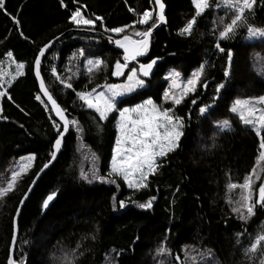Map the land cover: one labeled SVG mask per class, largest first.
Wrapping results in <instances>:
<instances>
[{
  "label": "trees",
  "instance_id": "16d2710c",
  "mask_svg": "<svg viewBox=\"0 0 264 264\" xmlns=\"http://www.w3.org/2000/svg\"><path fill=\"white\" fill-rule=\"evenodd\" d=\"M163 1L167 26L154 33L147 54L128 65L137 68L136 64L155 59L160 61L158 72L151 79L140 76L146 86L120 101L118 108L133 107L147 99L164 108L166 72L173 69L188 76L203 65L195 92L179 105L165 108L183 118L178 147L159 160L161 166L149 176L147 188L131 189L121 177L110 174L119 114L112 113L107 121H100L76 92L118 83L112 73L117 61L124 63L123 56L107 40L96 36L73 35L57 43L44 58L41 74L69 121H79L80 130L70 124L61 155L23 207L15 263L105 264L109 256L114 264L260 262V250L248 254L245 250L264 234V206L256 204L254 215L241 219L232 211L235 204L229 200L231 190L227 186L240 185L251 176L254 192L264 179L263 166L260 179L254 182L264 131L257 136L230 110L237 99L264 96V38H251L247 31L249 26L264 29V0H256L252 10L245 13L247 23L225 40H219V32L230 22L233 10L220 0H209L210 7L196 18L191 35H181L180 30L195 14L192 0ZM3 4L0 64L12 52L11 58L24 63L25 70L0 102V187L13 174L16 161L35 156L14 190L0 198V264H8L14 217L29 186L51 160L58 137L53 121L60 125L34 75L39 50L76 28L70 22L76 8L86 18L101 17L90 29L112 37L106 29L129 26L122 36L139 38L133 33L147 29L153 22L140 25V15L152 11L157 22L158 16L153 0H63V5L61 0H4ZM218 42L223 52L216 47ZM97 57L104 66L98 72L84 70L86 59ZM53 67L56 74L52 73ZM61 80L73 87L66 88ZM220 85L223 87L217 91ZM37 95L41 100L36 99ZM202 107L207 108L204 114L200 112ZM224 120L231 122V130L221 131L216 126ZM80 159L91 167L92 178L82 177ZM93 173L105 177V181L94 178ZM52 193H56V200L44 213L43 201ZM152 197L151 208L138 207ZM119 201H124L125 207L121 208ZM162 246L171 254L158 255Z\"/></svg>",
  "mask_w": 264,
  "mask_h": 264
},
{
  "label": "snow or ice",
  "instance_id": "6c2138e0",
  "mask_svg": "<svg viewBox=\"0 0 264 264\" xmlns=\"http://www.w3.org/2000/svg\"><path fill=\"white\" fill-rule=\"evenodd\" d=\"M155 4L159 6V15L157 20L159 22H165L164 8L165 5L162 3V0H154ZM256 0H223L225 7L233 10V16L229 23L224 24L223 29L219 32V40L230 39L231 35L241 26V24L247 23L246 11L252 10ZM63 5V0H61ZM192 4L195 8V14L190 19L185 27L180 30L181 35H191L194 25L196 23V18L201 16L209 7V0H192ZM220 4H217L219 7ZM4 7L3 0H0V9ZM131 11V9H130ZM102 20L101 17L96 16L95 19L85 18L82 14L80 8H76L70 16V22L79 26H95L97 21ZM149 21H153L151 26L143 31H135L133 35L139 37V39H134L132 36L127 34L123 35L122 38L116 39L114 43L121 49H123V61H117L115 63V70L112 75L122 76L125 74V69L128 68V65L131 61L137 60V57H141L147 54L150 47V38L152 35L153 28L157 26V21L153 20V12L146 10L143 12L140 19L137 23L141 25L149 24ZM17 24L19 21H15ZM223 23V21H222ZM126 27H116L112 29H106V31H111L113 33H124ZM247 31L251 38H264V29H257L252 26H249ZM111 37L109 40L111 41ZM50 47L49 44L44 45L39 50L38 55L35 58L34 62V71L35 76L39 80V88L45 97H47V102L51 104V110L55 113L61 121H63L62 126L58 125L53 121V126L57 129L58 137L53 144V151L50 153L51 158L54 160L56 158L57 152L60 151L62 145V137L68 131L69 125H76L79 129V121L72 120L69 121L65 116V110L60 107L56 99L53 98L52 93L49 91L48 87L45 84V80L41 76V57L45 56L46 49ZM216 47L223 52L224 49L221 48L220 43L216 44ZM81 56L84 55V51L80 50L79 53ZM12 52H8L7 56L12 57ZM232 54L231 51L228 52L229 62L231 61ZM103 61L91 60L87 61L89 65V71H92V66H100ZM156 64V60L153 59L150 63L139 65V69L133 67L129 69V74L127 76V83L125 84H108L105 85V90L97 91V88H93L90 91H79L76 92L77 97L83 101V104L86 105L88 109H92L95 113L98 114L100 121H107L110 114L114 111L119 112L118 120V129L120 135L116 140V147L114 149V155L112 157L111 164V173L121 177L124 182H126L129 188L136 190L144 189L148 187V178L150 175H155L161 166L158 163V158H164L168 153L174 151L178 147V142L183 135V118L177 117L172 113L171 109L161 110L152 99L144 101L142 104H137L132 108H118V98L126 96L128 93L133 92L138 87L144 86V80L140 78L148 77L153 69V65ZM24 63L16 64V74L11 77V80L8 81L9 87L11 82L14 81L17 77L24 75ZM52 73L56 74V68L53 67ZM204 72V66L201 65L200 70L196 73H193L192 78L188 79L187 82L183 85H178L175 78L180 76V73L173 72L171 74L173 78L172 87L177 89L179 94L170 93L169 91L164 92L165 100L171 99V101L179 105L185 96L190 93L195 92L197 85L200 81V77ZM229 73L226 71L225 76ZM2 75V73H0ZM59 79V77H57ZM61 83L64 84L66 88H72L71 83H65L61 80ZM206 86V85H205ZM2 87V85H0ZM100 87V86H97ZM223 85H220L217 89L222 88ZM7 91H0V97L6 96ZM11 99L10 96H8ZM37 100H41V96H36ZM260 104H264V96L255 98ZM44 102V101H42ZM195 103V101H193ZM47 106V103H46ZM233 113H237L241 122L246 126H251L255 131L257 136H261V132L264 131V109L257 108L253 105L252 99L240 100L237 99L234 102L233 107L230 109ZM2 111V110H0ZM207 111L206 107L200 108L201 114H204ZM135 113L137 118L133 119L132 114ZM6 119V117H5ZM221 131L231 130V122L224 120L218 122L216 125ZM21 127H23L21 125ZM62 127V131H61ZM260 149H264V137H261ZM261 158H264V152L260 153ZM35 159L34 155L28 157H22L21 160L25 161L19 165V171L13 172L10 181L7 183L6 187L0 188V198H3L9 191L14 190L17 178L25 173L31 166V162ZM45 168L48 167L47 164L44 165ZM84 179H89L87 175L83 172L81 173ZM94 178L105 181V177L95 176ZM256 179L259 180L260 176L257 175ZM108 183H116L115 180H108ZM119 187V185H117ZM228 189H236L239 187L242 190V195L240 201V207H234L233 212L238 213L241 219H247L248 217L254 215V209L256 204L264 206V183H261L258 188L259 199L253 200V182L251 176H246L244 182L240 185L235 183H230ZM56 193H52L47 196L43 201V207L47 208L49 202L54 198ZM27 196H25V199ZM155 197H152L145 203L138 204V207L141 209H149L152 207V200ZM116 198L113 197V207H115ZM23 203V201H21ZM231 203V201H229ZM119 206L121 208L125 207L124 201H119ZM242 209H246L247 215ZM19 211V210H18ZM94 239V237H93ZM264 244V234L258 235L254 242L250 245L249 249L245 250V254L249 252L255 253L258 250H261V245ZM115 251V250H114ZM83 253H81L82 255ZM158 255H170V251L162 246L157 250ZM179 259V257H176ZM195 259V258H193ZM9 264H12L10 261ZM261 264H264V260L261 261Z\"/></svg>",
  "mask_w": 264,
  "mask_h": 264
},
{
  "label": "rangeland",
  "instance_id": "374dc122",
  "mask_svg": "<svg viewBox=\"0 0 264 264\" xmlns=\"http://www.w3.org/2000/svg\"><path fill=\"white\" fill-rule=\"evenodd\" d=\"M220 2L223 4V0H220ZM153 16H154V13H153ZM152 21H150L149 22V24L151 23ZM148 24V25H149ZM77 27V26H76ZM107 33H111L114 37H119V36H122V34L123 33H120V34H117V33H113V32H107ZM108 36H110L111 37V35H108ZM136 39H139V38H136ZM123 56V55H122ZM89 59H91V58H88V59H86V61L84 62V70H86L87 72H90L89 71V65L87 64V61L89 60ZM97 59H99V60H101V61H103L101 58H99V57H97V58H92L91 60H97ZM16 62H14V60L10 57L7 61H5V62H3V63H1L0 64V73H2V75H0V85H2V87H0V91H7V89L9 88V84H8V81L9 80H11V77L12 76H14L15 74H16ZM104 61H103V63H102V65H100V66H92V71L90 72V73H92V72H94V71H99L103 66H104ZM130 64V63H129ZM136 67H137V69H139V66L136 64ZM131 68H133V67H131ZM131 68H127V69H125V74L124 75H122V76H114L113 75V77L115 78V79H119V82L118 83H110V84H125V83H127V76H128V74H129V69H131ZM24 70H25V68H24ZM23 70V71H24ZM105 71H106V69H105ZM173 72H178V73H180L179 71H177V70H173V69H169L167 72H166V74H165V76H164V80H166V82H167V88H166V91H169L170 93H176L177 95L179 94V92H178V90L177 89H175V88H173L172 87V84H173V78H172V76H171V74L173 73ZM193 73H195V72H193ZM193 73L192 74H190V75H188V76H184L182 73H180V76L179 77H176L175 78V80H176V83L178 84V85H183V84H185L186 82H187V80L188 79H190V78H192V75H193ZM19 77H21V76H19ZM19 77H17L16 79H18ZM141 78V77H140ZM15 79V80H16ZM142 79V78H141ZM15 80L14 81H12L11 82V85L15 82ZM105 85H108V84H105ZM105 85H102L101 87H99V88H97V91H102V90H105V88H104V86ZM146 86V83H145V81H144V86L143 87H145ZM143 87H138V88H136L133 92H131V93H128L126 96H124V97H121V98H118V101L120 102V101H122L123 99H125V98H128L129 96H131L132 94H134L137 90H139L140 88H143ZM186 97V96H185ZM184 97V98H185ZM2 97H0V99H1ZM245 99H250V98H244V99H240V100H245ZM252 99V103H253V105L255 106V107H257V108H262V109H264V104H260L255 98H251ZM80 100V99H79ZM148 100V99H147ZM1 101V100H0ZM81 101V100H80ZM146 101V100H145ZM83 102V101H82ZM163 102H164V105H165V107L163 108V107H159L161 110H163V109H165V108H167V107H169V106H172V107H174V106H176V104H174L172 101H171V99H168V100H165V98L163 97ZM142 103H144V101L143 102H141L140 104H142ZM234 105V104H233ZM233 105H232V107H233ZM133 107H135V106H133ZM128 108H132V106L131 107H128ZM90 110H92V109H90ZM92 111H94V110H92ZM95 112V111H94ZM116 112H118V111H114L113 113H116ZM112 114V113H111ZM118 114H119V112H118ZM234 114H236V115H238L237 113H234ZM132 116H133V119H136L137 118V116H136V114L135 113H133L132 114ZM239 116V115H238ZM119 120V119H118ZM117 125H118V121H117ZM116 125V126H117ZM247 127H249V128H251L252 129V127L251 126H247ZM120 135V132H119V129H118V126H117V138H118V136ZM181 139V138H180ZM117 140V139H116ZM179 143V142H178ZM115 147H116V144H115ZM115 149V148H114ZM263 152H264V149H263ZM113 155H114V150H113ZM30 156V155H29ZM28 157V156H27ZM161 158H158V162H159V160H160ZM82 162H83V165H82V172L85 174V175H87L89 178H92V174H91V172H90V170H91V167L87 164V162H85V161H83L82 159H80ZM23 162H25V161H22L21 159L20 160H18V161H16L15 162V164L13 165V168H14V171L16 170V168H17V171H19V165L21 164V163H23ZM32 163V162H31ZM111 164H112V161H111ZM260 164V165H259ZM259 164H258V166H257V169H256V172H257V174H256V176L257 175H259V174H261V172H263V166H264V158H261V160H260V162H259ZM13 171V172H14ZM24 173H22L18 178H17V180L23 175ZM11 176H12V173L10 174V177H9V179L11 178ZM8 179V180H9ZM5 181V185L4 186H2V187H0V188H3V187H6L7 186V183L10 181ZM257 181V179H256V177L254 178V182H256ZM262 183H264V179H263V181H262ZM131 189H133V188H131ZM10 192V191H9ZM8 192V193H9ZM230 194H229V200H233V204H235L234 206L235 207H240V204L238 203V201H240V199H241V195H242V190L240 189V191H238V187L236 188V189H231V191L229 192ZM253 196H255V197H257V199L256 200H258L259 199V193H258V189H257V191H254L253 192ZM257 206H261L260 204H257ZM45 209V208H44ZM242 211H246V209H242ZM263 247H264V245H263ZM260 256H261V259H260V262L258 263V264H261V261L262 260H264V252H263V250L261 249L260 250ZM111 258H112V256H111ZM184 261V260H183ZM105 264H114V262L113 261H111L110 260V256L109 257H107V259H106V262H105ZM256 264H257V262H256Z\"/></svg>",
  "mask_w": 264,
  "mask_h": 264
},
{
  "label": "water",
  "instance_id": "95a60500",
  "mask_svg": "<svg viewBox=\"0 0 264 264\" xmlns=\"http://www.w3.org/2000/svg\"><path fill=\"white\" fill-rule=\"evenodd\" d=\"M154 2V0H153ZM162 3L164 4V1L162 0ZM154 5H155V10H156V13H157V16L159 15V6L155 4L154 2ZM165 5V4H164ZM167 7L165 5V8H164V16H165V22H159L157 23V26L155 28H153V31H152V35H151V38H150V46H151V41H152V37L154 35V33H156L157 31H159L160 29L164 28L167 26L168 24V21H167ZM72 35H80V36H99V37H102L104 39H106L110 46H112L115 50H117L118 52H120L122 55L124 54L123 53V49L119 48L115 43L114 41L116 39H120V38H115V37H112L111 36V41L109 40V37L108 35H104L102 33H99V32H96L95 30H92V29H89V28H74L72 29L71 31L69 32H66L65 34L57 37L56 39H54L53 41H51L50 43H48L50 45V47L48 49H46V52H45V56L44 57H41V61L43 62L44 58L47 56V54L50 52V50L57 44L59 43L60 41L64 40V39H67L68 37L72 36ZM150 48V47H149ZM142 57V56H141ZM141 57H137V60L135 61H138ZM134 61H131L130 63H133ZM42 65V63H41ZM160 66V61L159 60H156V64L153 65V69L150 73V75L148 77H142L144 79H151L153 78L156 73L158 72V67ZM125 71V70H124ZM35 72V71H34ZM42 76V74H41ZM37 79V78H36ZM37 82H38V86H39V80L37 79ZM40 90V88H39ZM41 95L43 96V98L47 101V97H45L43 95V93L40 91ZM49 106L51 107V104L50 102H48ZM55 118L58 120V122L62 125L63 124V121H61L59 119V117H57L55 115V113L53 112ZM65 116L67 117L68 119V116L66 114V112H64ZM69 120V119H68ZM69 130H70V125H69V129L68 131L63 135L62 137V145H61V149L59 152H57L56 154V158L53 160L51 158L50 162L47 164L48 167L47 168H43L39 174L35 177L34 181L32 182L31 184V187L30 189L28 190V192L25 194V196H27V198L25 199V196L22 198L21 201H23V203L20 202V205L18 207V210L16 212V215L14 217V235H13V239H12V243H11V247H10V258H9V262L11 261L12 264H14V260H15V250H16V245L18 243V237H19V218H20V215H21V212L23 210V207L24 205L26 204V202L29 200L33 190L35 189V187L37 186V184L39 183L40 179L42 178V176L53 166V164L57 161V159L59 158V156L61 155L62 151H63V147H64V140H65V137L67 136V134L69 133ZM56 200V196H54V198L49 202L48 204V207L45 208V211H48L50 209V207L52 206V204L55 202Z\"/></svg>",
  "mask_w": 264,
  "mask_h": 264
},
{
  "label": "bare ground",
  "instance_id": "6f19581e",
  "mask_svg": "<svg viewBox=\"0 0 264 264\" xmlns=\"http://www.w3.org/2000/svg\"><path fill=\"white\" fill-rule=\"evenodd\" d=\"M141 16V15H140ZM158 23V22H157ZM71 31V30H70ZM69 32V31H68ZM100 33V32H99ZM102 34H104V33H102ZM104 35H108V34H104ZM73 36V35H72ZM78 36H80V35H78ZM93 37V36H92ZM96 37H99V36H96ZM102 38V37H101ZM104 39V38H103ZM106 40V39H105ZM34 75H35V72H34ZM35 78H36V76H35ZM37 80V79H36ZM60 124V123H59ZM61 125V124H60ZM30 187H31V185L29 186V188H28V190L30 189ZM36 188V187H35ZM28 190H27V192H28ZM35 190V189H34ZM33 190V191H34ZM33 193V192H32ZM32 195V194H31ZM47 211H44V213H46ZM14 235V234H13ZM17 245H18V243H17ZM17 245H16V248H17ZM15 253H16V250H15ZM14 264H17V263H15V260H14V262H13ZM8 264H9V260H8Z\"/></svg>",
  "mask_w": 264,
  "mask_h": 264
},
{
  "label": "crops",
  "instance_id": "0c3cea01",
  "mask_svg": "<svg viewBox=\"0 0 264 264\" xmlns=\"http://www.w3.org/2000/svg\"><path fill=\"white\" fill-rule=\"evenodd\" d=\"M3 2H4V0H3ZM81 12H82V14L85 16V14H84V12L81 10ZM86 18V17H85ZM75 26H77V25H75ZM91 27H93V26H77L76 28H91ZM93 30V29H92ZM10 57H8V59H9ZM3 98V97H2ZM2 98L0 99V100H2ZM1 102V101H0Z\"/></svg>",
  "mask_w": 264,
  "mask_h": 264
},
{
  "label": "built area",
  "instance_id": "2783aa9c",
  "mask_svg": "<svg viewBox=\"0 0 264 264\" xmlns=\"http://www.w3.org/2000/svg\"><path fill=\"white\" fill-rule=\"evenodd\" d=\"M141 16H142V15H141ZM141 16H140V17H141ZM139 19H140V18H139ZM149 22H150V21H149ZM140 25H141V24H140ZM147 25H148V24H147ZM143 26H146V25H143Z\"/></svg>",
  "mask_w": 264,
  "mask_h": 264
}]
</instances>
